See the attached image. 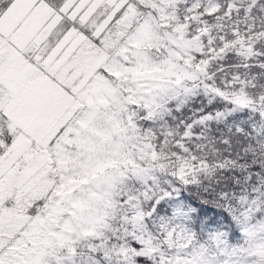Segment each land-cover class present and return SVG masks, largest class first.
<instances>
[{
  "label": "snow or ice",
  "instance_id": "1",
  "mask_svg": "<svg viewBox=\"0 0 264 264\" xmlns=\"http://www.w3.org/2000/svg\"><path fill=\"white\" fill-rule=\"evenodd\" d=\"M0 264H264V0H0Z\"/></svg>",
  "mask_w": 264,
  "mask_h": 264
}]
</instances>
